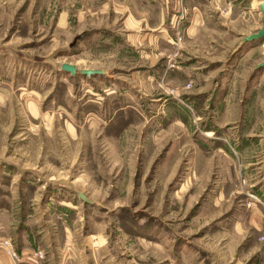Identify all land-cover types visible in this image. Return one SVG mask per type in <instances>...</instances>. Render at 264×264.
Masks as SVG:
<instances>
[{"label":"rangeland","instance_id":"rangeland-1","mask_svg":"<svg viewBox=\"0 0 264 264\" xmlns=\"http://www.w3.org/2000/svg\"><path fill=\"white\" fill-rule=\"evenodd\" d=\"M143 3L0 0V264H264L257 0L126 28Z\"/></svg>","mask_w":264,"mask_h":264},{"label":"crops","instance_id":"crops-1","mask_svg":"<svg viewBox=\"0 0 264 264\" xmlns=\"http://www.w3.org/2000/svg\"><path fill=\"white\" fill-rule=\"evenodd\" d=\"M261 1L262 0H257L258 7ZM178 3H182V5L179 6ZM218 5H219V0H207L205 3H204V0H168L167 2L165 1L164 5H162L161 2L152 3L150 0H146V3H143L142 6H140L139 4H132L131 6L127 5V8H126L127 17L124 22V26L129 29L138 28L141 25L147 26L148 28H152V29L161 28V26H164L165 24H168V22H171L173 20V15L175 16L177 14L178 9L182 7L184 14L186 13L184 11H188L187 19H189V23H190L189 29L191 28L194 31L198 29L199 26H202L203 24L207 22L213 21L214 19L213 15L216 11H218ZM243 8L250 9V7H247V6H244ZM173 9L175 10L174 12H176L175 14L174 12L172 13ZM258 13L260 15L259 19H263L264 21L260 8L258 9ZM244 17L245 19H247L246 16ZM263 26H264V22L263 23L260 22V24L258 25L257 28H255V30L257 31L259 28ZM164 30H162L163 33H161V36L165 35ZM251 32L253 31H250V33ZM263 49H264V38L261 40H255V41L249 42L248 45H246L244 51L239 55V58L233 64L230 77H229V81H232V80L236 81L238 79L239 74H236L237 73L236 70H237L238 63L240 62L241 59H248L254 53H259V60L257 62V67H258V63L264 59ZM260 78H264V70L261 71ZM262 85H264V82H262V79L254 83V86H253L254 88L251 89L249 95L247 96L245 100V104L247 103L249 104V102H252L257 89H259L258 87ZM205 133L212 134L213 132L205 131ZM39 233H41V236H44L46 232L41 231ZM34 244L36 246L37 240L35 241ZM66 245H69V243L65 241L63 243V249H66ZM29 246L35 247L34 245H32L31 242ZM67 259L69 258L60 260L61 264H67L68 263ZM8 264H10V262ZM20 264H25V263H20Z\"/></svg>","mask_w":264,"mask_h":264},{"label":"water","instance_id":"water-1","mask_svg":"<svg viewBox=\"0 0 264 264\" xmlns=\"http://www.w3.org/2000/svg\"><path fill=\"white\" fill-rule=\"evenodd\" d=\"M259 8L261 10L262 16L264 18V0H262L259 4ZM264 38V26L259 28L257 31L252 32L250 34H245L242 38V44H248L249 42H252L253 40H261ZM263 56H264V49H263ZM259 68H264V59L259 62L258 64ZM61 69L67 72H70L71 74H82V75H97V74H102L103 70L101 69H96V68H78L75 64L69 63V62H63L61 64ZM80 196L85 198L84 194L80 192Z\"/></svg>","mask_w":264,"mask_h":264},{"label":"built area","instance_id":"built-area-1","mask_svg":"<svg viewBox=\"0 0 264 264\" xmlns=\"http://www.w3.org/2000/svg\"><path fill=\"white\" fill-rule=\"evenodd\" d=\"M180 38V33L176 34V36L174 37V42H176L177 44L180 41ZM0 248L12 259H18V252L9 238H0Z\"/></svg>","mask_w":264,"mask_h":264}]
</instances>
